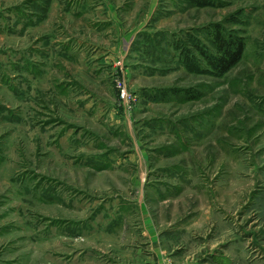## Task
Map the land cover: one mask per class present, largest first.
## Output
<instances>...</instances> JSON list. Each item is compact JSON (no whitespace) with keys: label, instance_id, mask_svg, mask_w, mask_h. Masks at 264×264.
<instances>
[{"label":"rangeland","instance_id":"1","mask_svg":"<svg viewBox=\"0 0 264 264\" xmlns=\"http://www.w3.org/2000/svg\"><path fill=\"white\" fill-rule=\"evenodd\" d=\"M217 25L242 60L190 71ZM143 214L264 264V0H0V264H125Z\"/></svg>","mask_w":264,"mask_h":264},{"label":"trees","instance_id":"2","mask_svg":"<svg viewBox=\"0 0 264 264\" xmlns=\"http://www.w3.org/2000/svg\"><path fill=\"white\" fill-rule=\"evenodd\" d=\"M187 1L190 5H208L212 0H182ZM224 29L220 25H217L213 29L211 34V43L216 50V53L206 51L203 46L197 45L196 50L185 47L183 44L180 46L183 48L181 54L183 55V62L190 71H205L207 67L203 66L201 59L206 60V65L211 68L210 71L216 70L220 75L227 73L231 70L239 61L242 60L245 52V40L244 37H236L233 34L223 32Z\"/></svg>","mask_w":264,"mask_h":264},{"label":"crops","instance_id":"3","mask_svg":"<svg viewBox=\"0 0 264 264\" xmlns=\"http://www.w3.org/2000/svg\"><path fill=\"white\" fill-rule=\"evenodd\" d=\"M143 226L145 229L142 231V235L148 238L150 241V249L143 248L142 245L136 244L132 247V252L129 255V261L125 264H163L164 255L159 242L158 230L156 224L151 220L150 217L143 214ZM232 260L223 250L215 251L210 253L209 264H234Z\"/></svg>","mask_w":264,"mask_h":264}]
</instances>
